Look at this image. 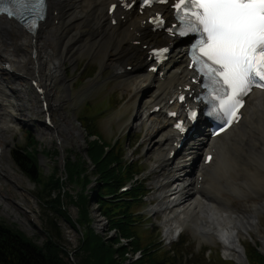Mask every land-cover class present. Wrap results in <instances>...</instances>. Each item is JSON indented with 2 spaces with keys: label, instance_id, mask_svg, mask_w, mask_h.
Here are the masks:
<instances>
[{
  "label": "bare ground",
  "instance_id": "1",
  "mask_svg": "<svg viewBox=\"0 0 264 264\" xmlns=\"http://www.w3.org/2000/svg\"><path fill=\"white\" fill-rule=\"evenodd\" d=\"M125 1L48 0V17L35 34L0 18V169L18 183L21 175L9 165L13 133L22 124L35 120L42 124L36 119L40 113L50 115L54 126L36 127L39 135L57 136L62 143L75 138L81 144L82 131L71 125L63 109L75 96L68 89L67 64L76 68L82 58L96 60L102 72L113 69V77L125 78L127 88L133 89L126 126L144 129L147 153L155 159L151 171L159 173L154 181L157 203L150 212L163 216L166 241L178 239L191 226L200 242L219 243L225 258L241 262L247 256L245 237L255 242L254 232L264 242L260 219L264 214V91L255 90L248 97L237 125L214 139L203 131L179 151L175 144L180 132L167 112L185 108L177 99L185 88L191 87L188 93L198 88L191 81L195 73L188 68L187 44H179L164 29L153 30L147 21L154 11L171 14L168 6L142 10L136 0L127 9L121 6ZM113 3L118 7L111 14ZM164 45L172 47L171 57L154 73L150 67L157 63L150 50ZM209 151L213 158L206 164ZM0 192L5 195L1 184ZM233 199L249 207L239 211L231 207ZM22 210L32 214L25 207Z\"/></svg>",
  "mask_w": 264,
  "mask_h": 264
},
{
  "label": "rangeland",
  "instance_id": "2",
  "mask_svg": "<svg viewBox=\"0 0 264 264\" xmlns=\"http://www.w3.org/2000/svg\"><path fill=\"white\" fill-rule=\"evenodd\" d=\"M113 72V69H105L102 72L99 62L88 58L80 59L76 68L67 64V76L70 79L68 89L75 96H73L72 103L67 102L63 109L67 112V119L73 123L71 125L82 131L80 132L81 144L75 138H66V141L62 143L57 136L39 135L36 131L37 128H48L45 125L46 116L44 113H40L36 117L42 124H39L34 119L36 122L22 124L13 133L15 140L10 146V155L13 162L9 161V165L21 176L18 177V183H14L8 177V173L0 169V184L5 192L4 196L0 192V221H4L8 225L19 229L27 236L33 238L38 244H42L45 241L44 218L50 210L43 206L38 197L36 179L27 175L23 170L25 166L21 167L17 163L13 152L14 150L22 151L24 147L33 144L32 137L35 136L39 140L37 147L40 149L39 170L42 171V176L47 177L56 170L62 173L64 166L62 161H65L68 157H75L81 154L87 159L88 133L87 125L84 122H88V124L92 125L90 128L93 130L95 128L106 142L120 143L119 145L124 148L122 155H124L125 159L130 160L137 168H140L139 170H142L138 178L146 181L149 193L144 201L136 202L133 206L134 209L138 210V214H136L139 220L137 228L142 236L154 240L155 247H159L158 250L160 252H169L171 255L178 256L183 262L213 264V262L219 263L220 259L230 261L231 259L228 260L223 255L221 244L200 242L199 237L190 228L191 226H188L178 239L171 242L166 241L160 222L163 216L154 215V213L150 212L151 205L157 203L155 200L157 198L154 195L156 193L154 181L159 173H152L151 171V163L155 159H150V155L147 153L148 143L145 142L144 129L135 130L130 126H126L132 114L134 92L132 87L127 88L125 78L113 77ZM95 79H98L101 83L94 86L93 82ZM38 105L40 106L41 103L38 102ZM29 132H31V136ZM63 135L66 136V134ZM56 149L63 150V159L60 154L54 153ZM3 169H7L5 164H3ZM92 179L94 181L87 185V190L94 195V189L97 186L96 177L92 176ZM129 184L132 185L131 183ZM70 187L72 192H76V189L82 186L72 184ZM23 207L32 211V214L26 215L22 210ZM231 207L242 211V209H247L249 205L245 201L233 199ZM92 208L94 226L101 233L107 232L109 228L108 222L100 216L97 204L93 203ZM68 210L70 215L76 219L78 216L77 208L71 205ZM260 219L264 228V214L260 216ZM59 224L61 225L68 250L74 252L79 246L82 231L75 230L63 219L59 221ZM252 236L256 243L248 236L243 239L245 251H248L252 246H257L260 251L264 252V242L257 239L254 232H252ZM138 257H140V253H137L134 259ZM231 261L235 263L234 260Z\"/></svg>",
  "mask_w": 264,
  "mask_h": 264
},
{
  "label": "trees",
  "instance_id": "3",
  "mask_svg": "<svg viewBox=\"0 0 264 264\" xmlns=\"http://www.w3.org/2000/svg\"><path fill=\"white\" fill-rule=\"evenodd\" d=\"M87 125L86 158L81 154L68 157L62 173L53 171L47 177L40 171L37 147L39 140L34 136L33 144L22 151L14 150L17 163L30 178L36 179L39 199L50 211L44 218L46 239L38 244L33 238L4 221H0V264H191L183 262L169 252H160L155 241L138 232L136 202L144 201L149 191L145 180L139 179L142 173L123 154L120 143H109L99 133ZM30 136H31V132ZM59 154V149L54 151ZM95 181V194L87 190V185ZM132 188L126 192L121 187L127 183ZM78 184L76 192L70 185ZM93 203L105 217L109 228L101 233L94 226ZM73 205L78 210L74 219L68 210ZM63 219L75 230H81L79 246L68 250L59 221ZM140 253V257L134 256ZM247 253L250 264H264V253L252 246ZM213 264H235L220 259Z\"/></svg>",
  "mask_w": 264,
  "mask_h": 264
},
{
  "label": "snow or ice",
  "instance_id": "4",
  "mask_svg": "<svg viewBox=\"0 0 264 264\" xmlns=\"http://www.w3.org/2000/svg\"><path fill=\"white\" fill-rule=\"evenodd\" d=\"M154 2L168 0H143ZM173 7L182 25L179 35L195 34L192 61L207 90L208 114L229 124L254 88L264 90V0H175ZM45 9L46 0H0V14L26 22L29 30ZM197 115L189 112L190 119Z\"/></svg>",
  "mask_w": 264,
  "mask_h": 264
},
{
  "label": "water",
  "instance_id": "5",
  "mask_svg": "<svg viewBox=\"0 0 264 264\" xmlns=\"http://www.w3.org/2000/svg\"><path fill=\"white\" fill-rule=\"evenodd\" d=\"M60 156L63 159V157H64L63 150L61 151ZM63 163H64V161H63ZM71 260L73 261V264H78L77 263V260L75 258L72 257ZM235 263H237V264H250L249 261H248V259H247V257H244V259L241 262L235 261Z\"/></svg>",
  "mask_w": 264,
  "mask_h": 264
}]
</instances>
